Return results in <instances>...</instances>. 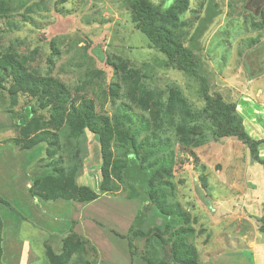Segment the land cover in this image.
Returning a JSON list of instances; mask_svg holds the SVG:
<instances>
[{
  "label": "rangeland",
  "instance_id": "1",
  "mask_svg": "<svg viewBox=\"0 0 264 264\" xmlns=\"http://www.w3.org/2000/svg\"><path fill=\"white\" fill-rule=\"evenodd\" d=\"M151 1L163 10L161 22L198 55L211 91L236 102L250 135L264 138V2L255 7L253 0ZM4 53L20 59L30 78L63 84V114L72 103L92 99L97 115L122 112L123 118L107 135L104 164L97 133L86 129L72 138L45 108L29 127H16L13 111L32 99L20 94L18 102L0 100V196L25 218L0 200V264H142L155 230L134 226L139 201L128 198L119 166L131 149L144 168L156 171L154 200L178 210L176 228L193 230L189 243L201 264H264V164L236 137L215 135L203 113L199 82L151 47L132 21L127 0H0ZM171 89L185 105L177 102L170 111ZM187 130L189 141L193 133L190 144L183 140ZM43 131L53 134L54 145L43 141L23 149L25 140ZM47 147L49 160L61 158L66 169L72 167L76 184L92 187L99 198L81 203L31 195L35 178L48 172ZM160 159L168 161L165 168H157ZM103 168L110 176L106 192L100 190ZM148 206L141 212L147 214ZM71 226L87 243L66 258L62 241ZM113 231L131 233L133 254L126 238Z\"/></svg>",
  "mask_w": 264,
  "mask_h": 264
},
{
  "label": "trees",
  "instance_id": "2",
  "mask_svg": "<svg viewBox=\"0 0 264 264\" xmlns=\"http://www.w3.org/2000/svg\"><path fill=\"white\" fill-rule=\"evenodd\" d=\"M127 1L132 21L147 36L151 47L166 55L167 64L183 71L190 77H194L199 82V94L205 100L203 113L211 120L215 135L218 138L236 137L249 148L254 160L264 164V156L260 155L264 138H254L250 135L244 123V113L240 114L237 111L236 102L227 101L220 92L211 91L208 77L201 71V61L198 55L181 41L173 29L161 22L162 17H164L161 7L151 0ZM172 9L173 7L167 9V12H171ZM20 94L28 95L32 101L26 103L20 110L13 111L12 117L16 127L22 129L29 127L40 114V108H45L61 127L68 129V134L72 138L79 139L86 129L97 133L102 160L106 164L105 147L106 144L108 145L106 138L108 134L111 135L114 123H121L122 112L111 118L106 115H97L92 99H88L79 105L72 103L69 105L68 111L63 114L61 101L68 98V94L62 83H54L51 78H30L26 73L24 64L14 54H0L1 102H18ZM177 102L185 105L184 100L179 97V92L171 89L168 109L171 111ZM118 117L120 120L117 119ZM158 125L159 122H155L154 127L157 128ZM126 134H129V128H127ZM192 134L189 141V130H187L183 135V140L186 143H192ZM52 138V133L40 132L25 140L23 149H33L43 141H47L49 145H54L55 141ZM16 141L19 143L23 140L20 138ZM166 143L168 144L166 147L170 148L169 142ZM51 151L50 147L44 151L43 157L47 160L45 166L49 169L45 176L35 178L33 186L30 188L31 195H39L44 200L54 201L60 198L77 199L81 203L98 199L100 196L98 191L86 184L79 186L76 184L71 166L66 169L61 158L48 159ZM167 162L165 159H160L161 165L157 168H165ZM119 166L129 187L128 198L139 201L138 213L134 222L135 225H133L138 226L141 231H147L150 227H154L155 230L151 235L150 246L146 248L142 256L144 260L142 264H201L198 251L189 243V235L193 230L189 226L176 228L175 221L178 218V210L166 202L154 200V198L156 199V190H154L151 179L156 171L141 165L140 155L136 149L128 150L126 161L119 163ZM103 176L100 190L110 191V176L107 168H103ZM199 177L206 187L208 181L205 175L201 174ZM0 200L10 209H13L22 219H25L19 211L11 206L9 201L1 196ZM147 202L149 203V212L144 214L141 209ZM183 218L185 222L188 220L186 215ZM261 222L260 230L264 233V216L261 217ZM74 223L76 221L72 220L73 225ZM174 228L176 229L173 231ZM114 233L126 238L129 251L133 254L131 233L126 235ZM165 234L168 235L167 238ZM62 242V252L66 258H69L75 251L84 247L87 240L71 226L68 235L63 238Z\"/></svg>",
  "mask_w": 264,
  "mask_h": 264
},
{
  "label": "water",
  "instance_id": "3",
  "mask_svg": "<svg viewBox=\"0 0 264 264\" xmlns=\"http://www.w3.org/2000/svg\"><path fill=\"white\" fill-rule=\"evenodd\" d=\"M264 2V0H253L252 4L253 6H259L260 4H262Z\"/></svg>",
  "mask_w": 264,
  "mask_h": 264
}]
</instances>
